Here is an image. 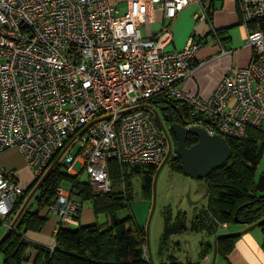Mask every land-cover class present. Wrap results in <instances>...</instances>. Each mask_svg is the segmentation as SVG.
Returning <instances> with one entry per match:
<instances>
[{
	"label": "built area",
	"instance_id": "2783aa9c",
	"mask_svg": "<svg viewBox=\"0 0 264 264\" xmlns=\"http://www.w3.org/2000/svg\"><path fill=\"white\" fill-rule=\"evenodd\" d=\"M237 1L253 58L203 99L180 84L193 76L204 41L167 52L170 27L154 37L142 32L154 9L172 20L201 0H130L123 13L109 0H0V155L17 149L38 179L67 148V173L86 172L95 193H108L109 160L157 166L165 159L168 139L147 106L163 92L186 103V126L224 138L264 134V0ZM23 193L0 164L1 219ZM55 196L43 214L66 227L82 203L61 186Z\"/></svg>",
	"mask_w": 264,
	"mask_h": 264
},
{
	"label": "trees",
	"instance_id": "16d2710c",
	"mask_svg": "<svg viewBox=\"0 0 264 264\" xmlns=\"http://www.w3.org/2000/svg\"><path fill=\"white\" fill-rule=\"evenodd\" d=\"M215 35L220 37L221 42L227 39L224 38V30L217 31ZM147 102L152 105L147 106L158 113L163 110L164 113L160 114L168 117L171 122L186 124L188 107L185 102L171 98L164 92ZM258 134L262 135L252 130L246 138L227 137L231 157L224 165L201 180L205 185L206 204L194 207L195 212L190 220L187 214L180 210L176 213L171 208L164 210V230L157 251V263L148 252L146 225L138 223L130 203L133 199V177L141 178L143 194L146 199L152 200L153 177L159 165L140 166L109 160L111 191L97 194L90 182L80 180L81 174L69 175L61 160L40 187L37 192H40V195L36 194L30 200L15 228L0 245V264H23L29 260L30 249L37 252L33 260L36 264H200L191 261L183 263L176 259V251L172 249V238L175 235L203 233L208 236L210 239L204 241L201 246V257L204 259L209 253H214L213 238L218 236L219 226L236 223V217L239 223L247 224L264 218V196H258L255 189V170L262 154L255 147ZM195 142L196 139L189 135L187 146ZM170 162L173 169L184 174L178 156L172 155ZM40 178L34 179L31 186L25 189L12 213L3 219L0 218V228L5 225L6 230L8 229L6 224L13 222ZM64 182L70 184L71 192L81 203L90 201L95 214L106 215L108 221L102 225L94 223L80 225L77 229L69 228L70 224H77L80 218L77 217L66 227L58 228L56 245L52 249L28 240L27 232H40L47 225L50 215H44L43 209L46 204L56 200L55 191ZM122 213L123 218L120 216ZM236 240V237H220L217 241V259L232 251ZM176 245L179 246L180 242Z\"/></svg>",
	"mask_w": 264,
	"mask_h": 264
},
{
	"label": "crops",
	"instance_id": "0c3cea01",
	"mask_svg": "<svg viewBox=\"0 0 264 264\" xmlns=\"http://www.w3.org/2000/svg\"><path fill=\"white\" fill-rule=\"evenodd\" d=\"M129 1L109 0L110 4L116 7L121 13L128 9ZM204 14H210L209 19L204 17ZM167 26L170 27L173 34V41L166 47L167 52L180 51L188 42L205 38V47L194 59L192 67L194 70L193 76L180 84L182 89L188 91L194 97L208 99L224 76L234 70H238L240 67L247 66L253 57V49L246 42L248 30L247 26L241 20L237 0H201L199 4L194 2L172 20L166 19L161 10L154 9L150 20H148L142 32L145 37H154ZM219 30H224V38H227L224 39L225 41L221 42L220 37L215 35ZM202 62H205L204 66L200 65ZM147 104L149 103L147 102ZM159 113H164V111L160 110ZM250 131L252 130H248V132ZM257 137L255 147L262 154L255 170L256 183L259 176L264 174V168L262 169L264 163V135L258 134ZM0 164L13 170L20 185H23L22 187L25 186V189L33 183L32 171L17 149L13 148L4 151L0 155ZM80 180L82 179L80 178ZM136 180L137 177H133L131 181L133 189H135ZM66 184L68 183L64 182L61 187L70 189V184ZM138 184L141 189L142 184ZM263 193L258 192V196H264ZM89 203L91 204V202ZM131 210L133 211L132 208ZM103 215H96L93 211L92 204L89 207L82 205V212L79 216L80 218L77 220V224H71L69 228L77 229L80 225L94 223L102 225L108 221L106 215L105 219L100 218ZM121 217H124L123 213ZM250 225L252 224L241 223V229L237 230V232L245 230ZM263 229L264 226H261L257 230H251L244 233L241 237H236L237 240L235 241L233 250L225 257H221L223 261L221 264H264ZM5 231L6 228L0 237ZM55 231L56 218L50 216L47 225L42 231L27 232L26 237L32 242L52 249L56 245ZM36 254L37 252L35 250L30 249L28 251V255L30 256L29 260L23 264H36L33 261Z\"/></svg>",
	"mask_w": 264,
	"mask_h": 264
},
{
	"label": "rangeland",
	"instance_id": "374dc122",
	"mask_svg": "<svg viewBox=\"0 0 264 264\" xmlns=\"http://www.w3.org/2000/svg\"><path fill=\"white\" fill-rule=\"evenodd\" d=\"M159 116L164 123L165 116H163V114L160 113ZM263 168H264V163L262 169ZM32 178L34 179L33 175ZM81 179L83 181H88V175L86 172L82 173ZM138 183L142 184V180L140 177H137L135 183V189L132 190L133 199L131 200L130 208L133 209V212L136 216L138 223L147 226V222L151 214L152 200L145 198L146 196L143 194V191L142 189H140V185ZM119 189L121 190V188ZM37 195H40V192ZM89 202L90 201L83 202L82 205L84 207H89L91 206ZM204 204H206L204 182L198 179L191 178L186 174H183L182 172L173 169L172 164L169 161L161 169L157 179L156 207L151 219V224L149 229V246L147 248H148V252L152 255V258H154L156 263L158 262L157 251L164 230V210L167 208H171L174 213L180 210L182 212H185L188 216V219L190 220L195 212L194 207H198V206L201 207V205ZM34 206H35V201L33 200L32 208H34ZM127 211L129 210L127 209ZM100 218L105 219L106 216L103 215ZM5 228H6L5 225L0 228V235ZM258 228L260 227H256L252 230H257ZM239 229H241V223H230L219 226L217 229V233L218 235L236 234L238 233L237 230ZM172 239H173L172 249L176 251L175 257H177L176 259L179 262L185 263L187 261H191L192 263L200 262V264H212L213 262L212 253H209L208 256L204 259L201 257V246L204 243V241L210 239L205 234L203 233L177 234ZM178 241L180 242L179 246L176 245ZM217 260H216L217 262L216 264H221V262H223L220 257Z\"/></svg>",
	"mask_w": 264,
	"mask_h": 264
},
{
	"label": "water",
	"instance_id": "95a60500",
	"mask_svg": "<svg viewBox=\"0 0 264 264\" xmlns=\"http://www.w3.org/2000/svg\"><path fill=\"white\" fill-rule=\"evenodd\" d=\"M132 109L133 108H130L129 110H125L121 112V114H124L125 112H129ZM153 113L159 125L161 126V129L163 130L165 135H167L166 130L164 128V123L162 119L160 118L159 113L156 110H153ZM108 118L109 117H106L104 119H108ZM168 121H169L168 117H165V122H168ZM171 129L176 136L177 145H175V148L173 149L169 141L167 155L165 159L162 161V163L160 164V166L157 168L156 173L153 177L152 208H151V214L147 222V226H146V236H147L148 246H149V229H150L151 219H152L155 207H156L157 179H158L161 169L167 164L171 156L176 155L179 157L184 174H186L187 176L191 178L198 179V180H202L206 178L211 172H213L214 170L224 165L231 157L230 145L227 139L220 135H210L203 128L196 127V126H186L185 124L183 125L178 122H173L171 124ZM189 135L193 136L197 141L191 146H187ZM66 150L67 148H65L58 155V157L53 161V163L48 168V170L43 175V177L39 180V182L30 192L22 208L20 209L19 213L17 214L13 222L9 225L8 229L3 234V236L0 238V245L7 239L11 231L15 228V225L18 219L20 218V216L26 209L28 203L37 194L40 187L45 182L46 178L49 176V174L54 169V167L60 162ZM255 189L257 192H264V174H261L259 176L258 181L255 184ZM235 222L239 223V219L237 217L235 218ZM261 226H264V218L250 225L245 230L238 232L236 234L218 235L214 239V253H213L212 264H215L216 259H217V255H218L217 241L220 237H223V236L240 237L244 233L249 232L256 227H261Z\"/></svg>",
	"mask_w": 264,
	"mask_h": 264
},
{
	"label": "flooded vegetation",
	"instance_id": "af4514ba",
	"mask_svg": "<svg viewBox=\"0 0 264 264\" xmlns=\"http://www.w3.org/2000/svg\"><path fill=\"white\" fill-rule=\"evenodd\" d=\"M172 123L173 122H171L170 120L168 122H165L164 121V128L167 131V139H168V142L170 141V143L172 145V148L174 149L175 148V145H177V139H176V136H175V134L173 133V131L171 129V124ZM170 160H172V156L169 159V161Z\"/></svg>",
	"mask_w": 264,
	"mask_h": 264
},
{
	"label": "bare ground",
	"instance_id": "6f19581e",
	"mask_svg": "<svg viewBox=\"0 0 264 264\" xmlns=\"http://www.w3.org/2000/svg\"><path fill=\"white\" fill-rule=\"evenodd\" d=\"M65 168V167H64ZM46 173V172H45ZM44 173V174H45ZM43 176H41V178H42ZM24 192H25V188H24ZM10 225V224H9ZM56 229L58 230V228H57V224H56ZM57 231H55V233H56ZM55 236H56V234H55ZM55 248V247H54Z\"/></svg>",
	"mask_w": 264,
	"mask_h": 264
},
{
	"label": "clouds",
	"instance_id": "9594fccd",
	"mask_svg": "<svg viewBox=\"0 0 264 264\" xmlns=\"http://www.w3.org/2000/svg\"><path fill=\"white\" fill-rule=\"evenodd\" d=\"M207 16H208V15H207ZM226 139H227V138H226ZM167 163H168V162H167ZM159 166H160V165H159ZM159 166H158V167H159Z\"/></svg>",
	"mask_w": 264,
	"mask_h": 264
}]
</instances>
